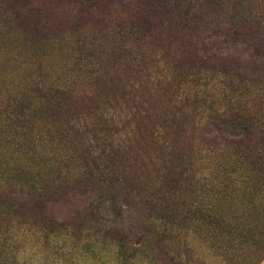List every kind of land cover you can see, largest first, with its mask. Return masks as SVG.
Returning <instances> with one entry per match:
<instances>
[{
	"label": "trees",
	"instance_id": "16d2710c",
	"mask_svg": "<svg viewBox=\"0 0 264 264\" xmlns=\"http://www.w3.org/2000/svg\"><path fill=\"white\" fill-rule=\"evenodd\" d=\"M188 1L193 0H144L143 5L146 11L166 5L168 12ZM233 3L245 7L240 19L264 22V0ZM117 27L121 39L132 43H139L147 29L128 18ZM133 62L138 66L132 76L115 77L107 92L98 90L106 70L93 76L67 71L51 78L37 68L36 73L20 74L9 92L0 91V264H25L8 251L14 242L7 234L12 221L4 217L13 213L14 204L1 199L4 192L42 196L59 182L108 190L122 182L131 192L130 182L147 172L159 173L155 181L164 193L144 201L152 213L149 233L171 246L174 261L182 264V257L191 253L175 193L180 196L182 183L196 188L215 180L233 187L246 185L249 213L204 217L195 213L190 215L194 225L207 222V237L222 244L218 245L222 263L263 260L264 70L256 86L217 89L206 88L197 73L157 80L158 72L146 59ZM208 126L220 143L209 146L201 138L198 146L194 131ZM111 259L112 264H126L121 248Z\"/></svg>",
	"mask_w": 264,
	"mask_h": 264
},
{
	"label": "rangeland",
	"instance_id": "374dc122",
	"mask_svg": "<svg viewBox=\"0 0 264 264\" xmlns=\"http://www.w3.org/2000/svg\"><path fill=\"white\" fill-rule=\"evenodd\" d=\"M143 1L0 0V91L9 92L20 74L36 73L37 68L51 78L67 71L93 76L106 70L98 90L107 92L115 77L132 76L138 66L133 60L140 58L155 67L157 80L197 73L206 88L217 89L256 86L262 80L264 22L240 19L244 6L233 0H193L168 12L166 5L146 11ZM126 18L147 28L139 43L125 42L117 34ZM211 133L208 126L195 130L192 137L198 146L201 138L209 146L219 144ZM146 174L129 181L131 192L122 182L109 190L59 182L42 196L4 192L1 199L14 204L13 213L4 217L12 221L7 232L14 239L10 255L25 264H112L113 254L121 248L126 264H178L171 246L149 233L152 213L144 201L164 193L155 181L159 173ZM215 181L196 188L182 183L180 196L175 193L191 251L182 264H232L218 257L222 244L207 237V222L195 226L190 217L249 213L246 185ZM258 264H264V258Z\"/></svg>",
	"mask_w": 264,
	"mask_h": 264
}]
</instances>
